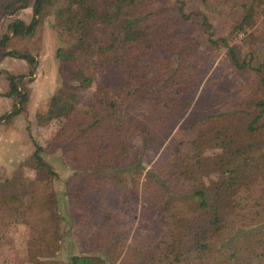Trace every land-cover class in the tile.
Here are the masks:
<instances>
[{"label":"trees","instance_id":"1","mask_svg":"<svg viewBox=\"0 0 264 264\" xmlns=\"http://www.w3.org/2000/svg\"><path fill=\"white\" fill-rule=\"evenodd\" d=\"M25 2L0 0V18ZM234 3L236 30L251 26L257 16V26L264 24V0ZM186 5V0H33L30 21L14 18L0 35V58L23 59L30 73L32 55L4 51L9 35H31L44 7L51 6L56 24L74 37L54 52L67 82L51 96L54 113L61 115L57 128L44 146L28 133L32 151L16 173L0 181V249L12 248L11 227L27 229L19 264H264V61L253 66L239 59L224 37L213 38L207 15L186 11ZM195 20L207 46L221 45L233 71L245 77L249 72L255 96L245 100L247 111L219 114L233 116L214 136L208 132L210 147L194 131L142 175L141 149L172 130L206 72L201 43L186 29ZM21 78L7 76L8 96L18 98L0 120L21 111ZM92 84L91 98L80 104L78 91ZM136 136L140 148L133 144ZM57 149L71 170L62 192L70 212L83 220L94 195L139 181L142 196L161 215L157 232L143 245L124 244L106 215L98 232L81 242L99 253L69 252L65 261L57 259L64 240L53 188L59 176L42 157ZM24 167L33 170L32 179Z\"/></svg>","mask_w":264,"mask_h":264},{"label":"rangeland","instance_id":"2","mask_svg":"<svg viewBox=\"0 0 264 264\" xmlns=\"http://www.w3.org/2000/svg\"><path fill=\"white\" fill-rule=\"evenodd\" d=\"M222 1L226 3L223 4ZM32 2L33 0H26L25 6L18 7L0 18V35L8 33L7 26L14 18L25 23L30 21ZM186 2V11L199 10L207 15L212 26L213 38L224 37L229 45L236 47L239 59L249 60L253 66L256 62L264 61V24L257 26L261 20L259 16L251 26L238 31L235 28V22L238 20L235 0H209L207 5L197 0ZM186 29L201 43L200 49H203L206 55V72L192 94L183 116L172 130L161 141L149 140L147 146L141 149L139 160L143 166L142 175L144 171L163 162L170 154L174 143L187 139L194 131L195 135L200 137V142L205 143L206 148L210 147L214 141L209 134L211 137L214 136L216 128L220 125L225 127L233 116L219 114L231 110L240 113L245 110L243 105L245 100L255 96L251 84L248 83L249 72H246L245 77V74L233 71L228 65L225 49L221 45L207 46L205 37L199 30L198 20L193 21ZM73 40V36L66 35L56 24L51 6L44 7L31 35H9L4 51L28 53L33 56L34 63L33 71L30 73V65L25 60L8 55L0 58V116L8 112L13 100L18 98L16 95L7 94L8 75L22 76L21 80H18V90L20 95L25 97L18 114L7 121L0 120V181L16 173L18 165L32 151L28 133L38 144L44 146L57 128L61 115L54 113L51 96L62 88L66 80L64 66L55 58L54 52L57 47L67 46ZM93 88L92 84L78 91L80 104L91 98ZM263 122L264 117L260 124ZM132 141L138 148L141 147L140 137L136 136ZM213 148L211 147L207 153L209 154ZM42 157L51 164L52 170L59 176L58 180H54L53 188L59 198L62 216L59 226L64 240L57 252V259L65 261L69 252L99 253L94 251L98 248L88 250L81 242L88 241L98 232V225L104 222L106 215L111 219L107 224L113 225V233H117L116 239L122 240L124 244L143 245L146 236L157 232L156 227L161 215L142 196L139 181L137 184L126 183L113 187L100 196L94 195L88 207L89 216L82 220L78 218L79 215L70 212L66 198L62 195L63 182L71 170L60 159L58 149L46 151ZM23 172L26 178L32 179L34 176L33 170L29 167H24ZM209 178L213 179L214 176ZM10 231L12 248L8 246L0 249V264H19L17 254L20 255L23 249L27 229L22 225H15Z\"/></svg>","mask_w":264,"mask_h":264}]
</instances>
